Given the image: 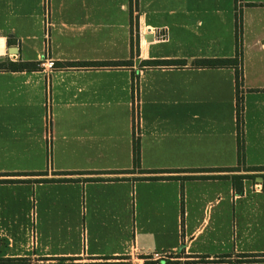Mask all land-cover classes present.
<instances>
[{
  "label": "crops",
  "instance_id": "obj_1",
  "mask_svg": "<svg viewBox=\"0 0 264 264\" xmlns=\"http://www.w3.org/2000/svg\"><path fill=\"white\" fill-rule=\"evenodd\" d=\"M237 14L244 167L191 172L237 165L234 68L193 65ZM7 59L0 264H264V0H0Z\"/></svg>",
  "mask_w": 264,
  "mask_h": 264
},
{
  "label": "trees",
  "instance_id": "obj_2",
  "mask_svg": "<svg viewBox=\"0 0 264 264\" xmlns=\"http://www.w3.org/2000/svg\"><path fill=\"white\" fill-rule=\"evenodd\" d=\"M240 34H241V25H240V15H236V23H235V44H236V54L233 58H200L193 60V65L199 67H233L235 71V82L237 87V95H236V123H237V165L235 167L225 169H194L193 171H223V170H238L240 166L244 167V154H243V138H242V113H243V103L242 96L239 94V87L242 82V70H241V42H240ZM127 61H113L107 62L103 65H126ZM172 64H182L181 61L176 60H144L142 61L143 66H158V65H172ZM38 62H27V61H11L4 60L0 61V70H10V71H30L36 70L38 68ZM132 169L130 172L134 170H139V172L143 173H155L160 171H146L140 169V150H139V142L138 139L134 138L132 141ZM262 167H246V170H261ZM174 172V171H168ZM196 176H187L186 179L194 178ZM207 177V176H200ZM146 179H174L178 178L175 176H147ZM233 179L239 178L238 176H232Z\"/></svg>",
  "mask_w": 264,
  "mask_h": 264
},
{
  "label": "built area",
  "instance_id": "obj_3",
  "mask_svg": "<svg viewBox=\"0 0 264 264\" xmlns=\"http://www.w3.org/2000/svg\"><path fill=\"white\" fill-rule=\"evenodd\" d=\"M40 65L44 68H48V69H54L55 68V64L52 60L50 59H43L40 61ZM257 185H255V188H259V187H256ZM149 257L151 259H154V260H159V259H162V258H169L170 255L168 253H158V252H153V253H150L149 254Z\"/></svg>",
  "mask_w": 264,
  "mask_h": 264
},
{
  "label": "water",
  "instance_id": "obj_4",
  "mask_svg": "<svg viewBox=\"0 0 264 264\" xmlns=\"http://www.w3.org/2000/svg\"><path fill=\"white\" fill-rule=\"evenodd\" d=\"M13 49V51H16V49L15 48H12Z\"/></svg>",
  "mask_w": 264,
  "mask_h": 264
}]
</instances>
